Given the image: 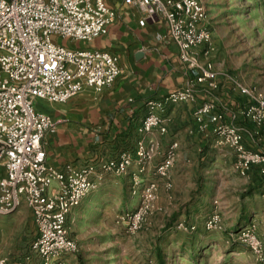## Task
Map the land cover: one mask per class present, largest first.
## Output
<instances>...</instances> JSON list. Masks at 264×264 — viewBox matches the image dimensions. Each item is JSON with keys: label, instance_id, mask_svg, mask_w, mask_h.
Returning <instances> with one entry per match:
<instances>
[{"label": "built area", "instance_id": "1", "mask_svg": "<svg viewBox=\"0 0 264 264\" xmlns=\"http://www.w3.org/2000/svg\"><path fill=\"white\" fill-rule=\"evenodd\" d=\"M128 6L144 10L141 26L165 20L180 56L196 72V81L211 90L218 88L212 62L201 63L196 50L212 46L205 0H125ZM117 19V11L106 0H0V214L16 211L23 201L32 208L39 234L32 245L41 264H67L68 256L81 252L79 242L70 236L68 216L84 198L97 189L95 177L103 173L124 175L137 162L141 168L132 173V194L138 207L117 216L116 224L131 233L141 230L159 197L157 180L145 183L141 175L145 164L157 155V145L147 140L155 128L166 134V105L197 101L196 85L171 92L164 101H150L149 111L139 127L137 157L124 152L118 159L106 161L99 168L89 165L77 168L67 165L58 170L47 162L43 140L56 129L53 118L36 108L38 101L66 103L85 88L102 92L112 87L122 74L118 55L102 49L72 47L60 39L89 43L108 34ZM247 98L242 114L256 126L264 124V94L237 84ZM217 106L204 103L194 111L201 132L207 133L211 122H220ZM210 117V118H209ZM209 118V119H208ZM218 147L229 146L236 152V170L247 176L252 166L264 173V152L246 146L244 130L233 124H217L213 131ZM180 144L174 141L155 175L167 186L171 170L178 160ZM184 222L179 228H184ZM209 231L222 230L218 211L207 218ZM195 229V227H192ZM246 226L237 232V240L246 243L264 260V243ZM26 261H31L28 256ZM0 264H13L0 256ZM18 264H25L23 261Z\"/></svg>", "mask_w": 264, "mask_h": 264}, {"label": "crops", "instance_id": "2", "mask_svg": "<svg viewBox=\"0 0 264 264\" xmlns=\"http://www.w3.org/2000/svg\"><path fill=\"white\" fill-rule=\"evenodd\" d=\"M106 2L117 11V19L108 34L85 43V46L118 55L122 74L112 87L99 93L85 88L66 103L37 102V109L49 114L56 122L55 131L48 132L43 140L48 164L58 170H64L67 165L77 168L95 165L100 168L104 162L118 159L124 152L136 158L137 143L142 137L139 127L148 114V103L164 101L171 92L193 83L197 101L167 104L164 115L171 121L169 132L161 134L155 128L146 136L149 143L153 141L157 145V155L145 164L141 177L145 183L158 181L157 206L164 216L169 206L181 198H187L185 213L194 211L192 200L199 189L197 181L201 178L210 180L213 166H209V162H186L185 159L194 158L196 145L203 150L209 146L215 148L218 162L213 164L218 172L216 175H221L223 180L217 183L221 184V190L225 189L226 194L231 195V200L224 201L218 209L222 210L225 220L235 216L245 222H256L259 230L264 232V173L261 167L254 165L247 176L241 175L235 168V150L229 146L218 147L212 133L219 123L239 126L244 130L246 146L264 152V124L258 127L242 114L247 98L225 75L217 76L219 87L216 90L199 84L196 72L182 61L180 49L171 38L165 20L141 26L142 8L128 6L125 0ZM205 5L207 7L206 1ZM78 46L82 47L81 44ZM201 51L202 48L196 50V57L204 63ZM207 102L217 106L216 114H221L223 119L211 122L207 133H204L197 127L194 111ZM185 131L188 137L184 136ZM174 141H179L180 148L178 160L171 170L172 186L169 188L166 180L156 177L155 171ZM140 168L135 162L127 174L103 173L96 176L97 189L69 214L68 224L93 221L96 215L99 218L115 215V221L116 214L136 209L139 199L131 191L132 173ZM2 176L4 171L0 172V178ZM188 201H192L191 204ZM171 215L175 217L174 213ZM210 215L211 212L208 217ZM30 230L34 232L31 236L27 235ZM38 234L34 212L26 201L16 211L0 214V256L9 258L13 264L20 261L41 264V258L32 251ZM28 256L32 257L31 261L25 260ZM77 256H68L67 264H71L69 257L74 259Z\"/></svg>", "mask_w": 264, "mask_h": 264}, {"label": "rangeland", "instance_id": "3", "mask_svg": "<svg viewBox=\"0 0 264 264\" xmlns=\"http://www.w3.org/2000/svg\"><path fill=\"white\" fill-rule=\"evenodd\" d=\"M205 1L212 46L202 47L204 64L212 62L217 72L216 79L219 74L222 77L225 75L234 82L235 87L241 84L264 94V0ZM59 41L63 45L77 47L81 44L86 47L85 42ZM166 119L165 125L169 132L171 121ZM187 135L185 131L184 136ZM215 150L210 146L203 150L196 145L194 158L185 159L186 162H209V166H213L209 173L212 174L210 180L201 178L197 181L199 189L192 200L194 211L185 213L187 198H181L169 206L164 216L156 202L141 230L136 233L129 232L124 225L116 224L120 213L116 214L115 221V215L103 218L96 215L93 221L68 224L70 236L81 247L80 255L74 259L69 257V263L264 264V260L261 261L246 243L237 240V232L252 225L264 243V232L259 230L258 224L245 222L235 216L225 220L220 212L222 210L218 209L224 201L231 200V195L226 194L225 189L221 190L222 186L218 184L223 180L221 175H216L218 172L213 164L218 162ZM192 201H188L189 204ZM214 211L221 214L222 230L209 231L205 227L209 213ZM173 213L175 217L172 218ZM181 221L185 223L184 228H179L178 223ZM33 234L31 230L27 233L29 236Z\"/></svg>", "mask_w": 264, "mask_h": 264}, {"label": "trees", "instance_id": "4", "mask_svg": "<svg viewBox=\"0 0 264 264\" xmlns=\"http://www.w3.org/2000/svg\"><path fill=\"white\" fill-rule=\"evenodd\" d=\"M78 255H80V254H78Z\"/></svg>", "mask_w": 264, "mask_h": 264}]
</instances>
